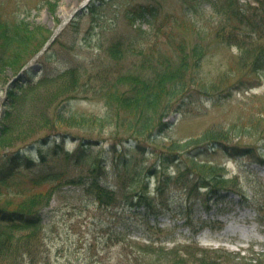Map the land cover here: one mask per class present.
Segmentation results:
<instances>
[{
	"label": "rangeland",
	"instance_id": "1",
	"mask_svg": "<svg viewBox=\"0 0 264 264\" xmlns=\"http://www.w3.org/2000/svg\"><path fill=\"white\" fill-rule=\"evenodd\" d=\"M83 1L0 0L3 20L25 22L39 47L15 84L21 68L0 72V182L21 191L0 207L44 221L24 264H145L136 257L151 244L190 261L197 247L220 250L210 255L221 264L264 263V53L256 65V52L223 40L264 49V0H91L29 62ZM151 10L140 29L132 16ZM176 49L192 57L187 90L141 131L147 113L118 111L101 86L131 90L122 75L141 77L151 53L173 64Z\"/></svg>",
	"mask_w": 264,
	"mask_h": 264
},
{
	"label": "trees",
	"instance_id": "2",
	"mask_svg": "<svg viewBox=\"0 0 264 264\" xmlns=\"http://www.w3.org/2000/svg\"><path fill=\"white\" fill-rule=\"evenodd\" d=\"M154 12L155 11L153 10L142 12L141 14L133 15L132 18L140 24V29H142L141 27L144 25L147 26V28H152V25L158 16V13ZM142 31L144 33L145 30ZM33 35V31L26 27L25 22L15 21L10 23L5 21V19L3 20V17L0 15V72L7 67L14 69L22 68L25 65V60L28 55L36 53L37 48L39 47L31 48L30 46ZM223 40L226 43L231 40L236 41L237 44L232 46L238 47L240 51L245 54H250L252 56L253 52H256L257 55L252 56L256 65L259 63L260 59H262L264 49L261 47H256L255 49L247 48L245 43L236 40L233 34L227 35ZM247 49L250 50V52H248ZM177 51L179 52V56L173 64H167L169 60L165 58L157 62L154 54L151 53L145 58L144 66H141L140 68L142 74L141 77L140 75L136 77L135 74L130 73L122 75L121 81L128 82L131 90H125L122 92L113 84L101 86L100 90L107 91L105 97L108 102L116 104L118 111H131L133 114L140 111L147 113L145 115V121L142 123L144 130L141 129V131H145V128H150L155 124L154 119L156 113L162 105L164 106V109L170 110L171 108L167 107L169 103L172 104L176 97H181V95H183L188 87L184 73L188 70L189 66L192 65V57L196 58L203 55L200 47L197 49L196 54L191 58L186 52L183 53L181 50ZM159 68L163 73L171 72L172 74L164 75L159 71ZM144 69H148L152 76L148 75L145 78L146 75ZM191 82L195 86H201L204 89L205 94L208 93L203 78L199 77V75L195 76ZM178 106L180 107L181 104L179 103ZM111 119H113L112 116L104 115L102 118L98 119V122L100 124H105ZM126 121L129 123V126L126 125V127L130 129L134 121L130 118L122 119L123 123ZM54 136L55 135H50V137L44 138L43 141L48 144ZM56 136L57 138H61L62 136L67 137L62 133L57 134ZM189 145L190 142L183 144L182 146L189 147ZM32 158L38 160L37 157ZM44 181L46 180L41 179L38 181V184H41ZM222 181L227 182L224 178ZM4 183H1L0 187H2ZM4 190L5 191L0 190V200L7 194H21V191L19 192L17 189L4 188ZM43 222L44 221L38 212H10L0 207V264H24L27 254H32L29 249L33 245H36L37 237L41 232V228L44 226ZM194 250H196L194 253H190L189 250L187 252H189L191 256L196 254L199 258L196 260V258L193 257L194 260L190 261L185 260L186 257H183L181 253L179 254L174 251L171 252L170 250H165L164 247H154L153 244H151L143 246L144 256L141 258L136 257V259L137 261L144 260L146 262L145 264H158L163 261L164 258L162 255H164L168 260H173L172 258H174L175 261L173 264L222 263L219 261V257L214 258L210 255L211 253H220V250L207 251L197 247ZM243 260L244 257L240 256V260L236 264H246ZM248 260V264H252L251 261L259 264V261H256L255 259L250 258Z\"/></svg>",
	"mask_w": 264,
	"mask_h": 264
},
{
	"label": "bare ground",
	"instance_id": "3",
	"mask_svg": "<svg viewBox=\"0 0 264 264\" xmlns=\"http://www.w3.org/2000/svg\"><path fill=\"white\" fill-rule=\"evenodd\" d=\"M87 1V0H84ZM77 8V7H76ZM76 8H73L71 11H66V13H60V17H62V21H66L70 18L72 13L76 10Z\"/></svg>",
	"mask_w": 264,
	"mask_h": 264
},
{
	"label": "water",
	"instance_id": "4",
	"mask_svg": "<svg viewBox=\"0 0 264 264\" xmlns=\"http://www.w3.org/2000/svg\"><path fill=\"white\" fill-rule=\"evenodd\" d=\"M83 8H84V7H82L81 9H79L78 12H81V10H82ZM15 80H16V78H15Z\"/></svg>",
	"mask_w": 264,
	"mask_h": 264
}]
</instances>
